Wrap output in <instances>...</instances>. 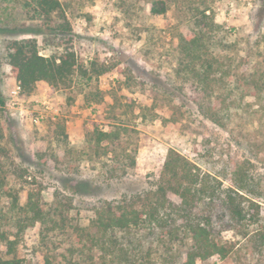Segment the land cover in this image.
Instances as JSON below:
<instances>
[{"label": "rangeland", "instance_id": "374dc122", "mask_svg": "<svg viewBox=\"0 0 264 264\" xmlns=\"http://www.w3.org/2000/svg\"><path fill=\"white\" fill-rule=\"evenodd\" d=\"M60 1L73 29L74 51L89 72L86 77H78L71 88L52 89L39 83L30 94L22 88L17 90L19 84L5 59L6 46L14 39L36 38L42 42V36L21 34L32 25L24 18L8 26L0 24L4 191L17 195L22 205L30 192L41 193L48 208L55 191L72 196L77 204L120 200L155 189L171 149L203 172L217 176L227 188L231 184L224 175L231 177L234 164L241 162L248 173V189L253 192H240L245 197V217L233 222L218 202L208 200L197 211L211 217L214 237L232 244L234 250L225 259L213 257L198 264H264V243L252 238L264 230V117L254 114L256 102L247 98L252 107H246L244 119L225 130L203 117L196 105L180 94L175 48L187 22L186 9L172 3L165 15L152 17L149 0ZM207 3L214 21L221 26L218 33L222 44L217 50L235 62L246 60L247 70L264 68V0ZM56 52L47 47L41 53ZM104 69L110 72L95 74ZM95 128L121 132L115 144H103L108 156H95L88 144ZM43 152L60 159L62 166L39 165L37 155ZM126 155L135 159L134 167L129 166ZM114 165L118 173L127 167L128 175L112 179L108 169ZM10 201L0 193V207L7 209ZM81 215L80 223L87 225L89 215ZM5 229L10 240H17V257L25 264H45L39 224L18 235L15 227ZM246 233L252 236L245 238ZM139 238L135 242L142 245L144 255L153 247L150 258L141 264L177 263L159 258L165 251L154 244L147 231ZM0 253L6 256L3 243ZM61 253L66 254L64 248L53 252L52 264H64ZM94 255L100 254L96 251Z\"/></svg>", "mask_w": 264, "mask_h": 264}, {"label": "trees", "instance_id": "16d2710c", "mask_svg": "<svg viewBox=\"0 0 264 264\" xmlns=\"http://www.w3.org/2000/svg\"><path fill=\"white\" fill-rule=\"evenodd\" d=\"M196 1L148 2L152 17L165 15L172 3L186 9L187 22L175 48L180 94L194 103L203 117L225 130L238 119H244L248 113L246 107H252L246 102L247 98L256 102L254 114L264 117V68L247 70L244 68L249 65L246 60L235 62L218 51L222 44L218 33L221 26L214 21L207 0L198 4ZM18 18L32 22L21 34L42 36V42L36 38L14 39L5 49L7 64L24 93H32L39 83L52 89H68L77 83L78 77L89 74L74 51L73 29L60 0H0V24L8 26ZM47 47L57 52L42 54ZM108 72L109 69H104L95 74ZM101 101L102 97L97 100ZM4 108L0 95V119ZM120 137V131L95 128L88 144L95 156H108L109 151L103 144L113 145ZM2 138L0 124V140ZM37 156L39 165L62 166V161L50 153ZM125 158L129 166H135L134 158L129 155ZM233 169L231 177L224 175L231 184L225 188L217 176L203 172L186 156L171 149L155 189L120 200L81 204L72 196L55 191L48 208L41 193L30 192L23 205L17 195L6 193L2 176L5 170L0 160V193L11 200L7 209L0 207V243L7 248L6 256L0 253V264H25L15 254L17 240H10L5 228L15 227L18 235L36 224L40 225V249L45 264H52L51 256L60 248L66 252L61 253L64 264H113L116 261L141 264L153 251L150 247L144 255L142 245L135 242L146 231L153 237L154 244L165 251L159 258L166 262L198 264L213 257L225 259L232 254L234 246L217 240L211 229V217L197 211L208 200L218 202L233 222L245 217V197L240 192H253L248 189V173L243 163L236 162ZM108 170L112 179L128 175L127 167H122L121 173L116 165ZM83 213L89 215L87 225L80 223ZM248 236L250 233L245 234V238ZM252 238L264 243V230L257 231ZM183 249L185 253L181 252ZM96 251L100 255L95 256Z\"/></svg>", "mask_w": 264, "mask_h": 264}, {"label": "built area", "instance_id": "2783aa9c", "mask_svg": "<svg viewBox=\"0 0 264 264\" xmlns=\"http://www.w3.org/2000/svg\"><path fill=\"white\" fill-rule=\"evenodd\" d=\"M20 89H21V87H20V86H18V87H17V90H20ZM17 90H16V91H14V92H13V94H17V92H18ZM37 120H38V119H37Z\"/></svg>", "mask_w": 264, "mask_h": 264}]
</instances>
